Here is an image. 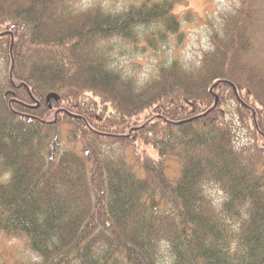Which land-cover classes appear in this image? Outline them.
Segmentation results:
<instances>
[{
	"label": "trees",
	"instance_id": "1",
	"mask_svg": "<svg viewBox=\"0 0 264 264\" xmlns=\"http://www.w3.org/2000/svg\"><path fill=\"white\" fill-rule=\"evenodd\" d=\"M101 1L0 0V239L18 264H264L255 0L189 62L180 0Z\"/></svg>",
	"mask_w": 264,
	"mask_h": 264
},
{
	"label": "rangeland",
	"instance_id": "2",
	"mask_svg": "<svg viewBox=\"0 0 264 264\" xmlns=\"http://www.w3.org/2000/svg\"><path fill=\"white\" fill-rule=\"evenodd\" d=\"M93 0H76L78 4L85 5L87 3H92ZM98 0H95L97 2ZM102 0L101 2H104ZM255 21L252 30V35L256 42L255 50L251 52L250 57L260 59L261 64H264V0H255ZM112 7L117 6V0L109 2ZM121 4V3H119ZM118 4V5H119ZM233 4L235 0H180L175 5V10L178 13H183L187 10H191L195 13V19L192 23H184V38L180 45L174 50V53L180 52L178 56L184 61L189 62L192 59L197 58L204 48H207L209 43V33L215 27L217 23L219 13L224 9H228ZM163 57V53H158L156 57H151L147 61L143 60V66L140 67V71L147 72L154 70L156 66V60ZM261 66V65H260ZM218 98V97H217ZM152 153V152H151ZM154 154V153H152ZM216 192V196H217ZM23 240L20 239H0V253H2V261L6 258L13 264H18L17 261L21 259H26L30 254H22ZM26 255V258H24ZM15 260V261H14Z\"/></svg>",
	"mask_w": 264,
	"mask_h": 264
},
{
	"label": "clouds",
	"instance_id": "3",
	"mask_svg": "<svg viewBox=\"0 0 264 264\" xmlns=\"http://www.w3.org/2000/svg\"><path fill=\"white\" fill-rule=\"evenodd\" d=\"M6 175H9V174H6Z\"/></svg>",
	"mask_w": 264,
	"mask_h": 264
}]
</instances>
